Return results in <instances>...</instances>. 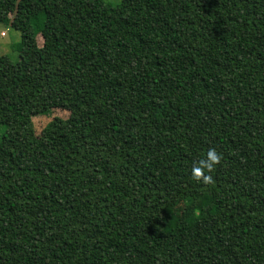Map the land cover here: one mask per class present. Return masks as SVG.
<instances>
[{
    "label": "trees",
    "instance_id": "obj_1",
    "mask_svg": "<svg viewBox=\"0 0 264 264\" xmlns=\"http://www.w3.org/2000/svg\"><path fill=\"white\" fill-rule=\"evenodd\" d=\"M0 21L21 34L0 264H264V0H0Z\"/></svg>",
    "mask_w": 264,
    "mask_h": 264
},
{
    "label": "rangeland",
    "instance_id": "obj_2",
    "mask_svg": "<svg viewBox=\"0 0 264 264\" xmlns=\"http://www.w3.org/2000/svg\"><path fill=\"white\" fill-rule=\"evenodd\" d=\"M108 5H116L120 0H103ZM38 37V43L42 40ZM21 41V34L18 30L11 27L9 23L0 21V54H6L12 61L18 60V46ZM51 115L66 116V112L60 109H53ZM51 115H40L32 118L34 129L39 133L45 123L51 118ZM4 124H0V140L6 130ZM178 207L176 211H180Z\"/></svg>",
    "mask_w": 264,
    "mask_h": 264
},
{
    "label": "clouds",
    "instance_id": "obj_3",
    "mask_svg": "<svg viewBox=\"0 0 264 264\" xmlns=\"http://www.w3.org/2000/svg\"><path fill=\"white\" fill-rule=\"evenodd\" d=\"M220 160V157L215 152V150L210 149L207 151L205 158L201 159L198 162V165L195 166L192 170L193 178L196 180H203L205 183H211V176L204 175V170L211 172L213 166L217 164Z\"/></svg>",
    "mask_w": 264,
    "mask_h": 264
}]
</instances>
